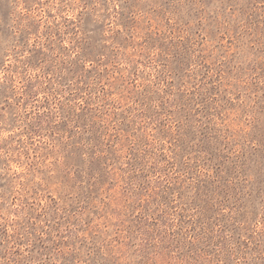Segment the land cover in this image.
Segmentation results:
<instances>
[{
	"label": "rangeland",
	"instance_id": "374dc122",
	"mask_svg": "<svg viewBox=\"0 0 264 264\" xmlns=\"http://www.w3.org/2000/svg\"><path fill=\"white\" fill-rule=\"evenodd\" d=\"M0 264H264V0H0Z\"/></svg>",
	"mask_w": 264,
	"mask_h": 264
}]
</instances>
